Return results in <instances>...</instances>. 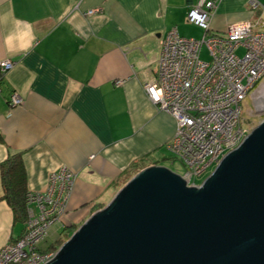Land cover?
Masks as SVG:
<instances>
[{"label": "crops", "instance_id": "obj_1", "mask_svg": "<svg viewBox=\"0 0 264 264\" xmlns=\"http://www.w3.org/2000/svg\"><path fill=\"white\" fill-rule=\"evenodd\" d=\"M195 2L0 0V248L25 227L1 199L9 156L21 154L27 193L43 191L61 166L76 172L50 236L71 226L84 205L113 199L125 173L167 164L176 119L145 86L158 79L163 39L172 28L183 36ZM223 21L216 13L212 27L225 29ZM4 60L13 68L4 71ZM14 93L22 104L11 103Z\"/></svg>", "mask_w": 264, "mask_h": 264}, {"label": "water", "instance_id": "obj_2", "mask_svg": "<svg viewBox=\"0 0 264 264\" xmlns=\"http://www.w3.org/2000/svg\"><path fill=\"white\" fill-rule=\"evenodd\" d=\"M43 264H264V121L199 185L142 169Z\"/></svg>", "mask_w": 264, "mask_h": 264}, {"label": "built area", "instance_id": "obj_3", "mask_svg": "<svg viewBox=\"0 0 264 264\" xmlns=\"http://www.w3.org/2000/svg\"><path fill=\"white\" fill-rule=\"evenodd\" d=\"M221 1L196 0L187 22L204 28L203 38L184 37L172 28L161 43L158 79L146 84L158 108L176 119L166 149L185 169L181 176L188 186L199 185L195 178L217 166L252 132L243 126L242 105L264 79V4L247 0L253 17L217 33L212 21ZM204 46L209 61L201 59ZM241 48L242 56L237 54ZM2 66L10 70L13 62L4 60ZM10 101L22 104L17 93ZM76 177L75 171L61 166L50 173L43 191L27 194L28 220L18 239L0 248V264H43L56 255L60 249L46 245L65 213Z\"/></svg>", "mask_w": 264, "mask_h": 264}, {"label": "rangeland", "instance_id": "obj_4", "mask_svg": "<svg viewBox=\"0 0 264 264\" xmlns=\"http://www.w3.org/2000/svg\"><path fill=\"white\" fill-rule=\"evenodd\" d=\"M220 7V10L217 11V19L218 20H225L223 21L224 24L228 25L229 20L231 19H243V18H252V13L250 12V6L247 0H224ZM261 3L264 4V0H259ZM228 21V22H227ZM237 22V21H236ZM224 24H220L223 26ZM180 27V31L184 37L188 38H195V39H202L205 34V29L192 23L187 22V18L185 22ZM224 27V26H223ZM220 27V28H223ZM224 30V29H223ZM222 29L216 31L217 33H222ZM238 55H243L244 50L243 48L239 49L237 52ZM201 59L205 61H209L211 59L208 49L206 46L203 47L201 53ZM243 126L248 127V129L253 131L261 122L264 121V79L252 90L246 97L243 105ZM167 164H165L168 168L173 170L175 173L183 174L185 169L177 160H172L170 155H167ZM216 166V165H215ZM215 166H211L209 171L203 173L202 175L195 178L197 183H202L204 179H206L215 169ZM136 170H131L130 172L125 173L122 177L116 179L114 181V188L115 191L118 193L120 188L125 186L131 178L136 175ZM116 193V194H117ZM113 199L105 200V201H96L93 204L89 203L82 207V213L78 216V219L74 221V223L68 227V230L64 232L62 236H59L58 239H54L53 250H58L61 246L71 237V235L79 229V227L96 211L104 209ZM87 207L89 209H87ZM65 215V213H64ZM63 215V216H64ZM28 220V213L27 217L24 218V222ZM19 227L21 223H18Z\"/></svg>", "mask_w": 264, "mask_h": 264}, {"label": "trees", "instance_id": "obj_5", "mask_svg": "<svg viewBox=\"0 0 264 264\" xmlns=\"http://www.w3.org/2000/svg\"><path fill=\"white\" fill-rule=\"evenodd\" d=\"M20 156L19 153L9 156L2 164L4 194L1 199L6 200L11 206L15 219L23 221L28 213V190L25 185L26 177ZM68 227L65 226L63 229L55 231L54 235L49 236L46 247L53 248L54 239L62 236L68 230Z\"/></svg>", "mask_w": 264, "mask_h": 264}, {"label": "bare ground", "instance_id": "obj_6", "mask_svg": "<svg viewBox=\"0 0 264 264\" xmlns=\"http://www.w3.org/2000/svg\"><path fill=\"white\" fill-rule=\"evenodd\" d=\"M118 81V80H117ZM116 81V82H117ZM123 81V80H122ZM117 84V83H116ZM145 88H146V86H145ZM147 91V90H146ZM147 94H148V92H147ZM148 96H149V94H148ZM150 97V96H149ZM71 169V168H70ZM72 170V169H71ZM74 171V170H73ZM178 174V173H177ZM180 176H181V174H179ZM182 177V176H181Z\"/></svg>", "mask_w": 264, "mask_h": 264}]
</instances>
